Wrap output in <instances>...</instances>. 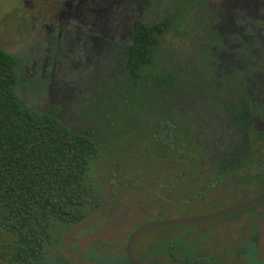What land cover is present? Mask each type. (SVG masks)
Masks as SVG:
<instances>
[{
	"label": "trees",
	"instance_id": "trees-1",
	"mask_svg": "<svg viewBox=\"0 0 264 264\" xmlns=\"http://www.w3.org/2000/svg\"><path fill=\"white\" fill-rule=\"evenodd\" d=\"M171 26V21L138 24L130 43L124 46L125 71L113 79L108 74L99 77L88 72L90 84H83L71 98L65 90L55 93L46 111L40 110L38 103L26 104L19 89L31 88L48 99L52 87L62 88L61 81L46 73L42 79L33 75L28 84L21 75L22 61L0 43L1 264L61 262L65 246H70L67 232L82 226L108 204L106 189L113 192L112 185L121 182L122 168L119 159L105 179L102 164L109 159L106 144L130 129V114L137 111L144 97L173 98L170 76L153 71ZM55 29L51 27L50 32ZM244 48L243 44L235 47L237 59L245 58ZM118 61L108 60L113 65ZM221 66L203 72L205 87L200 92L209 94V100L215 93L213 85L205 89L209 84L235 88L250 77L249 65L245 70ZM256 98L264 100V95ZM107 108L111 109V119L103 113ZM173 118L165 115L159 121L151 143L158 147L154 153L164 158L170 156L165 145L183 142L182 134H186ZM114 130L123 134H109ZM173 153L180 155L179 149Z\"/></svg>",
	"mask_w": 264,
	"mask_h": 264
},
{
	"label": "flooded vegetation",
	"instance_id": "flooded-vegetation-1",
	"mask_svg": "<svg viewBox=\"0 0 264 264\" xmlns=\"http://www.w3.org/2000/svg\"><path fill=\"white\" fill-rule=\"evenodd\" d=\"M160 1L111 0V12L107 17L100 19L99 23H94L93 13L87 11L85 14L89 13V15H84V10L92 11L95 4L101 0L71 1L72 11L67 12L69 15L66 14L64 17H68H62V20L59 21L61 24L56 25L55 28H61L59 37H64L65 42H70L72 38L70 43L84 44L82 52L86 56V62L79 68L76 74L77 78L73 81H70L66 75L63 79L62 71L60 74L58 72L56 74L53 70L54 72L51 71L49 75L56 77L58 81H61V84L77 86L74 91L67 93L70 98L76 95L77 90L82 88V84H90L87 81L88 72H94L99 77L108 74V77L113 79L116 73L125 71L123 67L125 63L123 60L124 46L130 43L133 30L138 24H159L168 21L167 16L170 17L172 26L166 34L164 42L166 37L173 32L178 36H183L186 40L185 43H191L187 51L188 66L193 64L194 69L201 72L195 74L188 71L186 67V73L183 72L182 76H179L178 71L172 68L160 69L161 65L164 66L163 63L166 66L171 55L175 52L173 50L168 52L163 45L164 42L160 53L163 55L155 59L153 71L162 70L163 74L170 76L172 94L177 90L187 93L199 92V98L191 101L192 104H198L199 126L198 130L196 129L197 139L194 141V145L190 146L187 142L188 134H186V138L182 134L183 142L165 145L167 147L165 150L170 151V156L157 161L166 167H173L175 170L181 169L184 164L197 165L200 170L197 177L199 183H193L195 176L191 174L185 176V173H174L166 184L157 189H153L150 182H141L142 187H139L140 182L137 181H135L137 188H134L148 196L147 210H153L155 206L162 207L163 204H168L169 207L179 205L186 208L200 207L229 197L226 194L227 191V193L236 191L243 193L253 185L264 181V147L259 146V142L252 143L250 140L253 135L264 136V100L256 98L264 95V0H207L209 9L206 13H201L194 6H190L186 14H180L181 7L175 4L176 0L172 2L167 0L164 9H171V11H166V16L163 15L161 21L157 20V14L152 12V10L162 8L158 6ZM78 2L84 3L81 8H76ZM116 4H119L120 7L117 8ZM61 8L60 5L59 9ZM146 11H148L147 14H142ZM171 12L173 14L169 16ZM137 13L149 18L150 22L137 20ZM78 15L83 16L78 19ZM174 15L188 17L189 25L181 31H177V16L173 18ZM237 20L242 24H238ZM217 22L218 24H215ZM43 28L48 32L50 25L45 24ZM212 30L215 35L220 37L221 33L228 32V35L225 39H220V44H216L210 42L207 37V34ZM55 39L56 37H52V40ZM191 39L195 41H190ZM239 44L245 46L243 60L237 59L238 53L234 50ZM57 52H60L58 47ZM110 58H117L119 61L113 65L108 62ZM221 62L224 63L223 65L238 66L242 70L249 68L247 67L249 65L251 67L249 68L250 77L246 82L235 85V88L220 89V83L209 84V87L205 89H212L210 86L213 85L212 90L215 91L213 100H209L206 97L209 94L204 93L205 95H203L200 92L205 87L203 72L205 69L216 70L222 65ZM82 74L85 75V78H82ZM176 80H178L177 83ZM57 87L51 88L48 100L59 92ZM62 101L64 102V100ZM228 112L231 113L230 116ZM249 134L251 135L249 136ZM194 146L202 148L209 156L206 158L198 156V160L192 159L190 155L193 156V153L190 148ZM178 149L180 155L177 156V153H173V151H178ZM184 178L187 180H183ZM136 180L138 179L136 178ZM245 186L247 188H243ZM262 204L261 206H264V203ZM259 207L257 205L253 208L258 209ZM262 209L263 211L254 212L253 220L256 221V224L252 227L251 232L235 247L228 244L229 247L224 251L227 253L223 259H220L218 253L206 256L200 250L197 254L194 248L184 246L180 241L178 245L169 247L170 251L167 250L150 258L144 257L142 250H145V247L152 242L138 243L140 235L134 243V257L138 261H147L160 255H166L170 257L173 264H264V240L260 237V232L264 231V207ZM165 210H161V213H165ZM129 216V213L125 214L126 219ZM114 225L118 226V230L122 232L116 235L105 233L103 239L95 238L94 243L89 242L84 251L79 250V237L77 235L71 237L70 246L74 245V249L69 253L72 257L70 260H61V262L63 264H131L127 253L129 237L137 229L126 235L124 225L117 223ZM153 264L168 263L160 260Z\"/></svg>",
	"mask_w": 264,
	"mask_h": 264
},
{
	"label": "rangeland",
	"instance_id": "rangeland-1",
	"mask_svg": "<svg viewBox=\"0 0 264 264\" xmlns=\"http://www.w3.org/2000/svg\"><path fill=\"white\" fill-rule=\"evenodd\" d=\"M71 1L74 0H63V2L61 0H0V43L7 51L22 61L21 75L24 76L28 84L32 83L33 75L37 74L42 79V76L51 71L54 72L53 70H55L56 74L57 72L60 74L62 71L63 79L66 75L70 81H73L77 78L76 74L79 68L85 65L86 56L82 52L83 43H70L73 40L72 38L70 42H65L64 37H59L61 36V28H57L53 33L49 32L51 27L55 28L56 25L61 24L59 21L68 14L67 12L72 11L73 5ZM166 1L161 0L158 3V6L162 8L152 10L153 14H157V20L161 21L163 15L166 16L165 12L171 11V9H164ZM169 1L172 2L173 0ZM83 4L78 2L76 8H81ZM175 4L181 7L180 14H186L190 6H194L201 13H206L209 9L207 0H176ZM60 5L62 6L61 9H59ZM116 7L119 8V4H116ZM116 7L114 6V8ZM111 10V0H101V2L95 4L92 11L85 9L84 15H89V13L85 14L87 11L93 13L94 23H99L101 22L100 19L107 17ZM147 13L148 11L142 14L145 15ZM126 14H129V12H126ZM142 14H136L137 20L150 22L149 18L142 16ZM172 14L171 12L169 16H172ZM81 16L83 15H78V19ZM175 16L177 15H174L173 18ZM45 17L47 19H44ZM187 18L182 15L177 16V31H181V29L189 25ZM167 20L170 21V17L167 16ZM236 22L242 24L239 20ZM41 23L50 25L48 32H46ZM78 24H80V21H78ZM215 24H218V22ZM227 35L228 32L221 33L220 37L215 35L214 30H212L207 34V37L210 42L220 44V39H225ZM52 37H56V39L52 40ZM58 38H60V42ZM185 41L183 36H178L174 32L166 37L163 44L164 47L167 48L168 52L169 50L175 52L171 55L166 66L161 65L160 69L172 68L178 71L179 76H182L183 72L186 73L187 68L188 71L195 74L201 72L195 70L193 64L190 67L188 66L187 51L191 43H185ZM190 41L194 42L195 40L191 39ZM57 47L59 48V53L57 52ZM162 55L160 56L162 57ZM82 78H85V75ZM76 88V85L62 83V88L59 91L65 90V92L69 93ZM19 90L26 104L35 105L38 103L39 109L42 111H46L50 107L49 100L35 94L31 88ZM60 94L58 93V95ZM198 98V91L187 93L181 90L175 91L173 98L163 99L161 96H146L141 100L142 104L137 111L134 114H130L132 115L129 121L130 129L124 133V136L119 135L106 144L109 159H106L105 163L102 164L105 170V179L110 176L112 164H118L120 159L122 168L120 172L121 182L116 181L115 185L111 184L113 192L108 188L106 189L108 192L107 196L110 199L106 206L99 208L96 214L82 223V226H73L72 230L67 232L66 238L68 240H71V237L76 235L79 237V250L84 251L88 247L89 242L91 244L94 243L93 240L95 238L103 239L105 233L116 235L122 232L118 230V226H115L114 223L124 225L126 227L124 232L128 235L130 232L154 221L205 216L208 213L251 200L264 192V182L262 181L260 184L253 185L247 191H243V193L239 191L227 193V191L226 194L229 197L200 207L186 208L180 205L169 207L168 204H163L162 207L155 206L153 210H147L148 196L144 195L141 190L134 188H137L135 181L140 182L139 187H142L141 182H150L152 188L157 189L161 185L166 184L174 173H185V176L189 174L195 176L194 184L199 183L197 177L200 170L197 165L184 164L179 170H175L173 167H166V165H162L161 162L157 161L165 159L160 154L154 153L158 149L157 145L151 144L154 142L156 126L159 121L164 119L165 115H172L173 119L179 123L178 126L188 134V138H186V134L183 137L186 138L190 146L194 145V141L197 139L196 129L198 130L199 126L198 104H192L191 101ZM103 113L110 117L111 109L107 108ZM109 134L123 133L120 130H114ZM194 134L196 135L194 136ZM250 140L252 143L259 142V146L264 147V136L253 135ZM190 149L193 153V156L190 155L192 159L196 158L198 160V156L202 158L209 156L202 148L199 149L194 146ZM149 151H152V154L148 155ZM183 180H187V178ZM261 205L263 204H260L258 209H254L255 207L248 208L225 218L193 224L158 227L145 231L139 236L138 243L147 244L148 241L152 243L145 247V250H142V256L150 258L167 250L170 251L169 247L175 244L178 245L180 241L182 245L194 248L197 254H199L200 250L206 256L218 253L220 259H223L227 253L224 251L229 247L228 244L235 247L251 232L252 227L256 224V221L253 220L254 212L257 210L263 211L262 208L264 206ZM163 209H166V212L164 211L165 213L162 214L161 210ZM126 213L130 214L127 219L125 217ZM260 237L264 240V231L260 232ZM68 240H65V242ZM1 242L2 240L0 239V244ZM70 251L72 249L66 245L63 252L64 255L60 256V259L70 260L72 257L69 253ZM45 263L49 264V262ZM54 264H61V262L55 261Z\"/></svg>",
	"mask_w": 264,
	"mask_h": 264
},
{
	"label": "water",
	"instance_id": "water-1",
	"mask_svg": "<svg viewBox=\"0 0 264 264\" xmlns=\"http://www.w3.org/2000/svg\"><path fill=\"white\" fill-rule=\"evenodd\" d=\"M264 203V194L252 199L248 200L246 202H243L241 204H238L234 207L219 211L214 214L206 215V216H197V217H187V218H180V219H175V220H167V221H154L149 224L143 225L139 229H137L134 233L131 234L129 237V243H128V258L131 264H153L155 262H158L160 260L166 261L168 264H173L172 260L170 259L169 256L166 255H160L154 258H151L150 260L147 261H138L134 257V243L136 241V238L144 233L145 231H148L153 228H158V227H169V226H178V225H185V224H193L196 222H204V221H211V220H216L220 219L223 217H227L230 215H233L235 213H238L240 211H243L248 208L255 207L257 205H260Z\"/></svg>",
	"mask_w": 264,
	"mask_h": 264
}]
</instances>
